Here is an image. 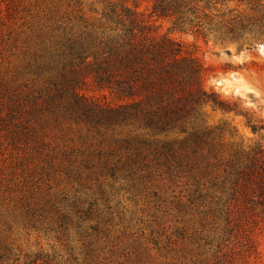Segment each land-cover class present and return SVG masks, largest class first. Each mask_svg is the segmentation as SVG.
<instances>
[{"label":"trees","instance_id":"1","mask_svg":"<svg viewBox=\"0 0 264 264\" xmlns=\"http://www.w3.org/2000/svg\"><path fill=\"white\" fill-rule=\"evenodd\" d=\"M147 1L148 13L130 0H0V152L23 153L9 174L20 212L0 226V264L227 263L219 245L213 259L186 257L183 242L116 220L112 188L155 174L209 196L220 236L240 242L244 259L256 252L263 143L227 148L231 131L209 124L206 108L244 116L254 133L264 122L206 89L200 60L157 21L250 44L264 39V0ZM18 220L56 233L58 246L21 262L11 238Z\"/></svg>","mask_w":264,"mask_h":264},{"label":"rangeland","instance_id":"2","mask_svg":"<svg viewBox=\"0 0 264 264\" xmlns=\"http://www.w3.org/2000/svg\"><path fill=\"white\" fill-rule=\"evenodd\" d=\"M130 3L136 4L139 11H150L151 5L147 0H130ZM157 24L160 33H169L184 45L185 51L200 60L206 89L214 90L225 100L238 103L258 122H264V39L250 44L222 42L211 36L205 38L192 32L173 30L168 20L160 19ZM86 93L100 94L92 90H86ZM206 120L211 125H225L231 131L225 132L227 148H232V143L245 145L258 139L264 146V130L254 133L242 115L207 107ZM22 155L21 151L18 153L9 145L3 146L0 152V195L4 193L7 198L4 204L0 199V210L5 214L0 219V226L7 220L14 222L20 212L16 206L17 190L15 184L9 181V174L20 166ZM146 180L144 185L136 187L125 183L122 189L117 183L112 188L117 193L110 204L121 212L122 219L116 220L128 227L130 231L127 232H143L147 237L153 234L164 240L171 238L183 242L187 247L182 251L186 257L201 256L199 259L206 258L205 261L213 259L212 255L219 245L220 255L226 257L225 264H264V229L256 236V252L244 259L245 252L240 248L235 249L241 246L240 242L221 237L217 231L214 205L210 203L209 196L193 192L183 177H176L172 181L165 175L155 174ZM137 181L140 182V179ZM17 222L20 223V220ZM120 229L123 230V227ZM54 236L56 233H46L40 228L25 230L21 223H16L11 233L21 253V262H24L26 255L36 251L52 253V246L59 244ZM228 260L231 262L228 263ZM212 262L209 260V264Z\"/></svg>","mask_w":264,"mask_h":264}]
</instances>
